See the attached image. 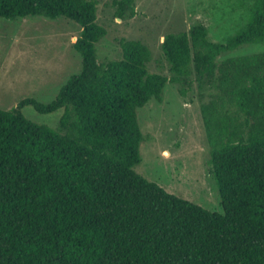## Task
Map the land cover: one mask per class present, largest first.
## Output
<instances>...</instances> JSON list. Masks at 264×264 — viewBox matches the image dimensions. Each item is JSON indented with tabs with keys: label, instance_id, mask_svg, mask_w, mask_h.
<instances>
[{
	"label": "trees",
	"instance_id": "obj_1",
	"mask_svg": "<svg viewBox=\"0 0 264 264\" xmlns=\"http://www.w3.org/2000/svg\"><path fill=\"white\" fill-rule=\"evenodd\" d=\"M134 0H113L118 16ZM95 0H0V17L63 16L81 27L80 71L42 103L0 108V264H264V0L222 42L201 22L161 41L170 76L148 71L149 47L119 41L120 58L98 62L106 34ZM200 90L209 165L222 211L166 191L134 170L144 139L136 109L161 100L167 81ZM185 88H179L181 95ZM63 108L59 127L21 111Z\"/></svg>",
	"mask_w": 264,
	"mask_h": 264
},
{
	"label": "rangeland",
	"instance_id": "obj_2",
	"mask_svg": "<svg viewBox=\"0 0 264 264\" xmlns=\"http://www.w3.org/2000/svg\"><path fill=\"white\" fill-rule=\"evenodd\" d=\"M96 21L106 34L96 43L98 62L119 59V41L140 40L151 56L148 71L170 76L162 50L165 34L187 30L201 22L208 39L222 42L244 26L253 0H134V15L126 9L118 16L113 0H95ZM81 27L63 16L40 15L6 19L0 17V108L11 109L24 98L51 101L70 75L81 68V56L73 48ZM264 51V43H246L221 53L223 58ZM179 88H185L181 95ZM200 90L167 81L161 100L151 98L136 109L144 135L140 162L134 170L166 191L210 211H222L220 196L209 165V148L200 114V104L210 98ZM22 113L33 122L59 127L63 108L37 112L24 105Z\"/></svg>",
	"mask_w": 264,
	"mask_h": 264
}]
</instances>
